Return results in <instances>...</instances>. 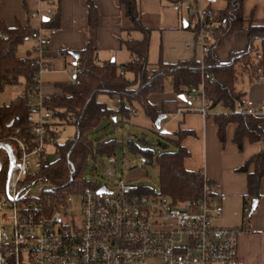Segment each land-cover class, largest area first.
Instances as JSON below:
<instances>
[{
    "label": "built area",
    "instance_id": "obj_1",
    "mask_svg": "<svg viewBox=\"0 0 264 264\" xmlns=\"http://www.w3.org/2000/svg\"><path fill=\"white\" fill-rule=\"evenodd\" d=\"M173 8L184 10L193 28V44L206 53L213 42V11L188 1H178ZM52 15L50 7L30 14L40 20ZM54 31L41 26L32 31V55L24 61L37 72L22 95L28 108L24 124L0 134V145H14L12 166L0 191V264H256L238 254L241 227L214 224L222 207L214 199L215 183L202 173L204 191L196 201L174 203L165 194L145 193L140 184L123 179L114 188L87 185L58 202L45 200L50 185L39 178L47 164L43 156L48 149L57 152L68 139L59 140L60 123L50 107L54 94L42 89V76L52 71L45 52ZM63 71L78 84V64ZM184 97L188 103L198 102L187 110L205 118L228 115L207 107L209 96L202 85L191 86ZM237 111L264 115V106L257 108L247 100ZM250 210L243 206L245 216Z\"/></svg>",
    "mask_w": 264,
    "mask_h": 264
},
{
    "label": "trees",
    "instance_id": "obj_2",
    "mask_svg": "<svg viewBox=\"0 0 264 264\" xmlns=\"http://www.w3.org/2000/svg\"><path fill=\"white\" fill-rule=\"evenodd\" d=\"M125 17L130 21L131 27L125 31H138L142 33L139 39L122 41L124 48L135 59L123 64L115 61L95 63L96 32L98 12L95 5L86 0L88 5L89 40L84 49L67 51L77 55L74 62L81 68L76 77L78 84L71 81H61L55 84L60 90L55 94L50 107L54 119L60 120V125H72L75 134L57 146L58 158L45 164L39 178L49 183L50 188L44 194L45 200L60 201L67 193H77L88 184L82 179L87 156L94 154L93 142L87 133L97 128L102 120L121 118V122L130 121L131 107L137 104L150 118L152 131L157 134L156 148L144 137L136 141L128 140L126 147L134 154L142 156L143 160L158 167L160 177V193L169 196L174 203L196 201L203 195V179L199 172L189 171L184 167L183 160L188 153L180 145L182 131L174 134L166 130L156 129L154 121L161 112L150 104L147 97L151 93L164 90V79H172L173 90L184 94L187 88L203 83L206 95L211 94L210 107H223L230 113L227 117H218V134L223 139L224 127L229 122L237 123L234 140L240 143L243 137L251 141L261 140L264 143V130L260 124L261 118L250 114L235 111L240 105L241 93L236 91L235 82L243 74L251 81L264 75V56L262 51L255 47L254 42H264V22L255 23L252 18L243 15V0H226V6L219 13V25L215 28L214 43L200 62L196 57L181 60L176 63H165L162 57L158 59L155 67L148 63L150 29L142 23L137 0H118ZM58 18L42 22L44 26L56 25ZM248 26L244 28V23ZM244 30L247 33L248 43L245 49L232 52L227 63H219L214 55L213 48L223 36L235 31ZM33 29L27 24H18L13 28L0 23V91L6 85L23 84L28 87L33 83L37 68L23 57L16 55L18 47L30 37ZM32 54V53H31ZM123 74H120V69ZM132 77H128L127 74ZM101 95L117 97V108L110 107L99 99ZM241 107V106H239ZM27 105L22 96L12 99L8 104H0V134H6L12 126L23 125L27 113ZM143 145V148L141 147ZM169 146L174 147L173 150ZM116 140H97L96 154L107 155L111 158L115 154ZM250 163H254V171L247 175L248 192L246 196L252 199L259 195V184L264 176V148L251 156L239 170L247 172ZM145 193L153 191L143 186ZM246 201V200H245ZM248 205V204H247ZM246 215V220L256 210Z\"/></svg>",
    "mask_w": 264,
    "mask_h": 264
},
{
    "label": "crops",
    "instance_id": "obj_3",
    "mask_svg": "<svg viewBox=\"0 0 264 264\" xmlns=\"http://www.w3.org/2000/svg\"><path fill=\"white\" fill-rule=\"evenodd\" d=\"M90 1L95 5L98 12L94 57L96 63L115 61L117 64L115 57L124 59L125 54L130 55V59L126 61L135 59L124 48L122 41L139 39L135 36L138 35L141 38L142 33L123 30L131 27V23L125 17L118 0ZM178 1H188L196 6H207L213 11L215 21L211 45L214 43L215 28L220 23L219 13L226 6V0H137L142 23L150 29L148 51L150 67L156 66L160 56L165 63H176L192 57L203 62L205 53L203 54L201 49L193 44L194 33L190 20L183 9L177 11L173 8V4ZM43 7L52 9L53 15L49 19L40 20L30 16L31 12ZM242 10L243 15L252 18L255 23L264 22V0H243ZM54 17L58 20L56 25L49 26L55 31L50 35V43L45 52V60L52 71L42 76V89L55 95L60 92L55 84L62 80L53 76L50 77V75L67 74L63 70L57 69L62 63L66 69L75 64V57L67 51L82 50L89 40L86 0H0V23L9 28L18 24H27L33 30L41 26L47 31L50 28L44 26L42 22L49 21ZM247 26L248 23L245 22L243 27L246 28ZM244 28L223 36L214 46L213 52L219 63H227L232 52L245 49L248 38ZM28 41L29 45L24 55L21 56L23 58L32 55L31 49L34 41L29 37L24 42ZM254 45L262 51L264 56V42L256 40ZM150 59H154V64H150ZM122 61L121 64L126 63V61ZM127 76L132 77L129 73ZM63 81H70V79ZM200 85L204 88L202 82L195 87ZM235 89L242 95L241 104L235 106V111L243 107L247 100H252L257 108L260 105L264 106V75H260L259 79L251 81L247 75L243 74L237 78ZM181 95L173 90L172 79L167 76L164 79V90L149 94L147 100L161 114H165V119L161 121V127L172 132V134L179 130L184 133L180 139V145L188 153L183 160L184 167L189 171L204 174L208 181L215 183L213 195L215 201L222 207V212L214 219V224L241 227L243 230L237 237L239 256L245 262L264 264V176L260 180L257 199H252V197L246 196L248 192L247 175L254 171V163L248 165L247 172L239 170L251 156L264 148V143L261 140L251 141L247 137H243L240 143L236 142L234 135L237 123L235 122H229L224 127L223 139H221L218 134L219 126L215 119L227 117L230 112L223 107H210L208 100L207 107L209 109L228 112V115L205 118L197 111L187 110L189 105L197 106L198 102L188 103L185 97L184 99L180 97ZM101 96V101L106 102L110 107H118L119 100L117 97ZM207 96L209 99L213 97L211 94ZM132 111L136 112L135 116H133ZM138 111H141V120L150 126V118L137 104L131 107L130 120L137 119ZM252 116L262 119L260 126L264 130V115ZM119 118L117 116L115 119ZM107 121L104 119L102 123L105 124ZM118 124L121 123L117 122ZM171 125L173 127L168 129ZM254 201L256 210L246 220L243 206L246 204L252 206Z\"/></svg>",
    "mask_w": 264,
    "mask_h": 264
},
{
    "label": "rangeland",
    "instance_id": "obj_4",
    "mask_svg": "<svg viewBox=\"0 0 264 264\" xmlns=\"http://www.w3.org/2000/svg\"><path fill=\"white\" fill-rule=\"evenodd\" d=\"M212 8V7H211ZM136 38H140L138 35ZM29 45L28 42H24L18 47L16 55L21 57L24 55L25 50ZM117 64H121L122 60L126 61L130 59V55L125 54L124 59L117 57ZM128 62V61H126ZM150 64H154V59H150ZM58 70H65L66 66L62 63L59 65ZM59 80H69L68 74L50 75ZM23 84L6 85L0 91V104H8L12 99L22 96L24 93ZM101 97L99 99L101 100ZM138 117L135 120L123 121L121 118L117 121L107 119V123L101 124L87 133L89 140L93 142L94 154L87 156L85 169L82 174V179L88 184L92 185H105L109 188H114L119 179H123L125 182L138 183L142 187L146 186L155 192L160 193V177L158 167L155 162L152 164L143 160L139 154H134L126 147L128 140L136 141L140 137H144L152 144V148H156L157 134L152 131V128L145 124L141 120V111H138ZM58 123H61L57 119ZM121 123V124H118ZM173 125L169 126L172 128ZM59 140L62 141L66 138H72L75 134V127L72 125H59L58 127ZM116 140L115 154L109 158L107 155L96 154V141L97 140ZM14 147V145H12ZM143 148V145H141ZM170 150L174 147L169 146ZM4 153L1 149L0 154ZM59 154L52 149L43 156L44 163L54 161L58 158ZM4 186V185H3Z\"/></svg>",
    "mask_w": 264,
    "mask_h": 264
},
{
    "label": "flooded vegetation",
    "instance_id": "obj_5",
    "mask_svg": "<svg viewBox=\"0 0 264 264\" xmlns=\"http://www.w3.org/2000/svg\"><path fill=\"white\" fill-rule=\"evenodd\" d=\"M10 147V146H9ZM3 149L4 153L0 154V191L4 188L7 180L8 175V168L10 164V156L8 151L1 147L0 145V151ZM12 154L14 156V149L12 146L10 147ZM4 185V186H3Z\"/></svg>",
    "mask_w": 264,
    "mask_h": 264
},
{
    "label": "water",
    "instance_id": "obj_6",
    "mask_svg": "<svg viewBox=\"0 0 264 264\" xmlns=\"http://www.w3.org/2000/svg\"><path fill=\"white\" fill-rule=\"evenodd\" d=\"M43 20H47V18H43ZM75 58L77 57V55H73ZM182 99H184V95H181L180 96ZM163 119H165V114H159L158 116H157V118L155 119V121H154V126H155V128L156 129H159V130H161L162 132H165L166 130L163 128V127H161V121L163 120ZM1 147H3V148H5L7 151H8V153H9V156H10V164H9V168H8V175H9V172H10V168H11V166H12V162H13V154H12V151H11V149H10V147H9V145H7V144H5V143H2L1 144ZM7 175V176H8ZM255 208V201L253 202V204H252V210Z\"/></svg>",
    "mask_w": 264,
    "mask_h": 264
}]
</instances>
